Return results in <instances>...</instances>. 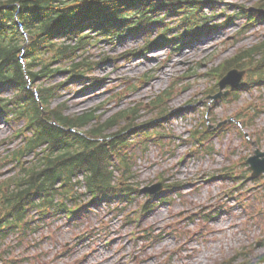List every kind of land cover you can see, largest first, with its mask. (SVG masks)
<instances>
[{"label":"rangeland","instance_id":"374dc122","mask_svg":"<svg viewBox=\"0 0 264 264\" xmlns=\"http://www.w3.org/2000/svg\"><path fill=\"white\" fill-rule=\"evenodd\" d=\"M258 1L224 0L216 7L206 6L204 13L217 26L189 46L172 42L152 54L136 55L145 41L139 37L117 45L102 40L91 49L90 54L103 62L95 76L104 82L64 88L53 104L66 100L69 115L100 109L102 120L134 104L142 105V119L136 123L148 126L152 139L147 151L136 148L137 181L150 187L162 177L169 184L181 182L182 187L174 188L168 193L170 201L160 203L139 221L128 220L127 212L138 216L144 197L126 213L119 211L124 205L102 204L76 220L40 222L41 228L29 242L18 245V237L9 240L13 249L8 250V258L17 264H222L233 258L235 264L248 260L260 264L264 176L245 178L251 173L246 160L257 148L253 143L264 151V82L254 80L256 84L239 91L235 100H212L208 94L221 81L217 69L223 63L264 42V19L247 16ZM168 27L156 26L154 35L164 34ZM117 56L122 58H112ZM25 64L29 65L28 59ZM174 82L180 85L167 102L168 114L150 124L159 112L151 104L144 105ZM28 85L33 88L40 83L30 80ZM131 85L136 87L129 91ZM233 117L242 120L243 129L232 123ZM205 127L210 130L204 140L197 141L203 132L197 139L192 137ZM21 128L22 124L0 120L1 160L20 145V137H15ZM142 129L132 132V138L140 140ZM209 147L211 152L206 151ZM12 168L9 164L3 173ZM228 171L230 175L224 176Z\"/></svg>","mask_w":264,"mask_h":264},{"label":"trees","instance_id":"16d2710c","mask_svg":"<svg viewBox=\"0 0 264 264\" xmlns=\"http://www.w3.org/2000/svg\"><path fill=\"white\" fill-rule=\"evenodd\" d=\"M218 2L223 0L0 2V118L23 123L21 131L25 133L21 145L8 157L7 164H13L11 172L0 178V248L10 247L7 240L12 235H20L25 241L35 230L30 223L33 212L48 221L65 216L70 209H78V214L97 202L122 199L124 194L130 203L136 201L140 192L130 182L135 166L132 149L135 141L130 134H122L136 126L144 108L139 105L102 120L103 115L97 109L69 115L67 102L59 105L53 102L71 85L86 87L102 82L94 77L101 59L90 54L100 41L116 45L128 38L142 37L145 42L135 51L136 55L165 42L191 43L212 28L213 21L203 9ZM14 3L21 6V21L28 33L29 74L40 83L39 100L26 89L24 69L18 60L26 38L18 28L16 8L10 7ZM258 6L264 10V0ZM164 17H177L171 22L174 27L166 23L169 28L164 34L154 35L155 26L165 25L161 22ZM263 63L264 43L239 52L219 72L246 68L263 77ZM177 85H171L151 101L153 110L165 112L163 105L172 99ZM131 88L134 85L127 87ZM218 91L215 88L210 94ZM8 92L12 93L10 98L6 97ZM130 117L132 120L128 121ZM71 127L84 135L69 131ZM110 137L115 139L110 141ZM29 157L33 158L26 162ZM16 160L20 161L18 165ZM115 171L121 174L116 184ZM85 198L89 201L83 205ZM156 199H149L148 205ZM4 264L16 263L5 260Z\"/></svg>","mask_w":264,"mask_h":264},{"label":"water","instance_id":"95a60500","mask_svg":"<svg viewBox=\"0 0 264 264\" xmlns=\"http://www.w3.org/2000/svg\"><path fill=\"white\" fill-rule=\"evenodd\" d=\"M244 75L245 72H239L236 70L229 72L228 75L222 80L221 88L224 89L228 85L232 86V88H238ZM248 164H250V170L253 172V178H259L260 176H262L264 174V152L257 150L255 156L251 157L248 160ZM160 190L161 188L152 187L146 189L145 192L155 194Z\"/></svg>","mask_w":264,"mask_h":264},{"label":"bare ground","instance_id":"6f19581e","mask_svg":"<svg viewBox=\"0 0 264 264\" xmlns=\"http://www.w3.org/2000/svg\"><path fill=\"white\" fill-rule=\"evenodd\" d=\"M32 163H33V162H32ZM25 164H26V163H25ZM10 172H11V171H10ZM82 184H83V183H82ZM82 184H81V185H82ZM120 240H121V239H120Z\"/></svg>","mask_w":264,"mask_h":264}]
</instances>
